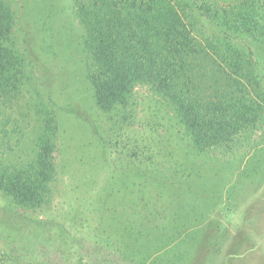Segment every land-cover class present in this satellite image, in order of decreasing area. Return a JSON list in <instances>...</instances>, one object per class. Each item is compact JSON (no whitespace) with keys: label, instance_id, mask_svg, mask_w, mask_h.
Masks as SVG:
<instances>
[{"label":"rangeland","instance_id":"374dc122","mask_svg":"<svg viewBox=\"0 0 264 264\" xmlns=\"http://www.w3.org/2000/svg\"><path fill=\"white\" fill-rule=\"evenodd\" d=\"M8 1L25 76L17 96L0 99V150L9 148L2 133L21 129L19 158L0 152V173L36 153L52 157L56 169L40 201L25 209L0 189V264H264V0L251 18L255 36L252 20L242 32H222L244 48L231 71L242 88L210 83L222 104L206 123L189 124L144 84L128 105L100 108L74 0ZM213 3L229 9L238 1ZM197 24L218 35L206 20ZM55 112L56 144L38 149L41 126ZM35 178L20 181L33 188Z\"/></svg>","mask_w":264,"mask_h":264},{"label":"trees","instance_id":"16d2710c","mask_svg":"<svg viewBox=\"0 0 264 264\" xmlns=\"http://www.w3.org/2000/svg\"><path fill=\"white\" fill-rule=\"evenodd\" d=\"M199 1L194 6L185 0L190 6L187 9L178 0H74L86 77L102 110L128 105L134 101L135 87L144 84L172 105L179 120L189 124L201 119L206 123L211 118L209 110L222 104L208 93L210 83L232 92L242 88L236 71H231L240 66L244 48L229 42L230 36L222 32L226 28V32H242L257 15L258 1L233 0L238 1L236 7L222 9L209 0L204 13L200 12L204 0ZM245 9L254 12L245 18ZM199 18L218 30V35H206L197 24ZM16 20L9 1L0 0V99L4 105L8 97L18 95L25 76V59L13 34ZM248 28V34L255 36L253 20ZM234 37L239 38L237 34ZM57 121L56 112L46 117L37 137L38 149L56 144ZM91 127L95 133V123ZM18 128V136L13 129L2 133L9 148L0 152L13 159L19 158L15 156L20 144ZM2 131L0 127V134ZM19 164L7 168L13 171L0 173V189L25 209L35 198L40 201L48 176L56 167L52 157L41 153ZM25 174L36 177L33 188L20 181L25 180Z\"/></svg>","mask_w":264,"mask_h":264}]
</instances>
